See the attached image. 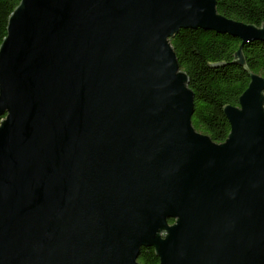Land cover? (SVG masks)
<instances>
[{
	"label": "water",
	"instance_id": "obj_1",
	"mask_svg": "<svg viewBox=\"0 0 264 264\" xmlns=\"http://www.w3.org/2000/svg\"><path fill=\"white\" fill-rule=\"evenodd\" d=\"M237 39L248 78L214 144L169 39ZM258 27L214 0H19L0 43V264H264ZM172 220L169 224L168 221Z\"/></svg>",
	"mask_w": 264,
	"mask_h": 264
},
{
	"label": "trees",
	"instance_id": "obj_2",
	"mask_svg": "<svg viewBox=\"0 0 264 264\" xmlns=\"http://www.w3.org/2000/svg\"><path fill=\"white\" fill-rule=\"evenodd\" d=\"M216 12L227 18L258 27L264 23V0H214ZM19 0H0V43L5 37L8 15ZM179 69L188 79L193 94L190 123L194 131L207 136L214 144L222 143L229 131L223 117L225 105L237 106V99L248 84L246 74L235 65L209 70L205 63L227 64L232 61L239 41L226 35L201 30H180L169 39ZM242 55L247 69L264 82V42L243 46ZM264 109V90H263ZM1 119V118H0ZM169 224L172 220L168 221ZM138 264H157L150 248H141Z\"/></svg>",
	"mask_w": 264,
	"mask_h": 264
},
{
	"label": "flooded vegetation",
	"instance_id": "obj_3",
	"mask_svg": "<svg viewBox=\"0 0 264 264\" xmlns=\"http://www.w3.org/2000/svg\"><path fill=\"white\" fill-rule=\"evenodd\" d=\"M158 262V261H157Z\"/></svg>",
	"mask_w": 264,
	"mask_h": 264
}]
</instances>
